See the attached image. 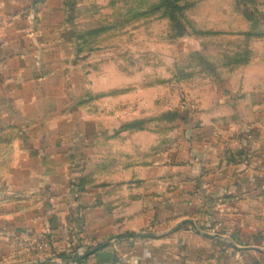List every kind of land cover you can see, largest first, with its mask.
Instances as JSON below:
<instances>
[{
  "label": "crops",
  "instance_id": "0c3cea01",
  "mask_svg": "<svg viewBox=\"0 0 264 264\" xmlns=\"http://www.w3.org/2000/svg\"><path fill=\"white\" fill-rule=\"evenodd\" d=\"M208 1L218 0L195 9ZM72 9L0 0V126L14 134L0 235L44 231L51 240L42 255L0 248V264H264V0H230L193 32L186 20V42L198 40L188 76L211 79L195 87L196 112L173 149L148 127L167 124L169 112L114 119L115 128L91 119V107L121 96L90 88ZM211 45L215 55L205 53ZM137 122L144 129H122Z\"/></svg>",
  "mask_w": 264,
  "mask_h": 264
},
{
  "label": "rangeland",
  "instance_id": "374dc122",
  "mask_svg": "<svg viewBox=\"0 0 264 264\" xmlns=\"http://www.w3.org/2000/svg\"><path fill=\"white\" fill-rule=\"evenodd\" d=\"M159 1L65 0V4L68 2L73 6V13L68 19L73 31V49L75 53L79 49L82 50L81 60L77 62L84 70L90 71V88L95 86L112 91L115 89L121 96L118 103L106 101L98 108L91 107V119L95 121L98 116H105L110 122L106 126L115 128L118 127V122L113 121L114 119L123 121L136 116L158 117L169 112L170 120L167 119V124L153 122L148 127L151 134L159 137V141L162 140L161 135H164V138L165 135L169 136L168 144L173 149L177 147L178 136L184 134L187 129L182 119L193 116L196 112L191 103L195 87L211 78L188 76L197 68L193 53L194 42L198 40L189 39L186 42L188 37L176 38L170 23L160 17V13L145 19L137 15V21L130 15L133 10H137L139 14L149 7L156 6ZM205 1L207 0H181L180 4H189L185 10V19L191 32V25L195 20L204 22L211 18V13L216 7H226L230 3V0H218L213 3L208 1L195 9L197 4ZM191 32L189 38L193 36ZM87 33L90 35L79 39ZM86 38L88 41L85 43ZM215 51L213 45L205 49V53L211 55H215ZM103 71L105 77L98 76ZM183 74L185 76L181 77ZM75 84L81 85L79 76ZM90 96L94 98L91 100L92 104L97 106V94L91 93ZM134 96H137V103H133ZM101 109L107 114L98 115ZM2 131L6 132L8 137H3ZM12 136L13 132L0 126V183L6 174L5 170H9L12 165L14 147L13 141L9 139ZM36 232L30 231L23 240L7 241L4 236V241L0 235V248H32L38 255L47 254L51 240L47 249L37 250L33 241L28 238Z\"/></svg>",
  "mask_w": 264,
  "mask_h": 264
},
{
  "label": "trees",
  "instance_id": "16d2710c",
  "mask_svg": "<svg viewBox=\"0 0 264 264\" xmlns=\"http://www.w3.org/2000/svg\"><path fill=\"white\" fill-rule=\"evenodd\" d=\"M246 1V3H252L253 0H244ZM181 0H160L159 3L156 6H152L149 7L147 10L145 11H141L139 12V14H137V10L136 11H131L130 15L134 16V20H137V15H139V18H147V16H153L155 14H159L160 17L168 20V22L171 25V29L175 32L176 38H183L185 37V35L187 34L188 28H187V23H186V19H185V10L186 8L189 6L188 5H184V4H180ZM131 21V20H130ZM90 35V33H87L83 36H81V38L79 39H83L85 36ZM85 41V40H84ZM84 41L82 43H84ZM88 41V39L86 38L85 43ZM81 43V42H80ZM81 45V44H80ZM83 46V44H82ZM82 51V50H81ZM80 49L78 50V54L81 53ZM164 117H166L167 119L170 120V115H164ZM138 128L139 130L144 129V124L142 122H137L133 125H124L122 127L123 130H128L130 128ZM128 238H134L136 237L135 235H128ZM122 238V237H120ZM101 247H97L96 249H100ZM94 250L92 252H86L85 255L81 254L79 255V257L75 256V259L77 260H83L86 259L87 257H89L90 255L94 254L97 250Z\"/></svg>",
  "mask_w": 264,
  "mask_h": 264
},
{
  "label": "built area",
  "instance_id": "2783aa9c",
  "mask_svg": "<svg viewBox=\"0 0 264 264\" xmlns=\"http://www.w3.org/2000/svg\"><path fill=\"white\" fill-rule=\"evenodd\" d=\"M31 241H33L34 246L37 250H44L49 247L50 238L46 234V232H36L31 234V238L28 237ZM75 258V257H74Z\"/></svg>",
  "mask_w": 264,
  "mask_h": 264
},
{
  "label": "water",
  "instance_id": "95a60500",
  "mask_svg": "<svg viewBox=\"0 0 264 264\" xmlns=\"http://www.w3.org/2000/svg\"><path fill=\"white\" fill-rule=\"evenodd\" d=\"M149 237H151V236H149Z\"/></svg>",
  "mask_w": 264,
  "mask_h": 264
}]
</instances>
